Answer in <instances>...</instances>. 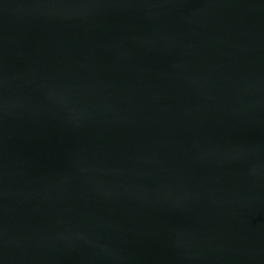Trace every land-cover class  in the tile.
Here are the masks:
<instances>
[{"label": "water", "instance_id": "obj_1", "mask_svg": "<svg viewBox=\"0 0 264 264\" xmlns=\"http://www.w3.org/2000/svg\"><path fill=\"white\" fill-rule=\"evenodd\" d=\"M0 264H264V0H0Z\"/></svg>", "mask_w": 264, "mask_h": 264}]
</instances>
